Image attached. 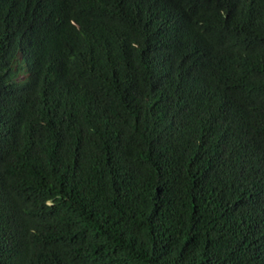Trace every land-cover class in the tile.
<instances>
[{"label":"trees","instance_id":"trees-1","mask_svg":"<svg viewBox=\"0 0 264 264\" xmlns=\"http://www.w3.org/2000/svg\"><path fill=\"white\" fill-rule=\"evenodd\" d=\"M0 264H264V0H0Z\"/></svg>","mask_w":264,"mask_h":264},{"label":"rangeland","instance_id":"rangeland-1","mask_svg":"<svg viewBox=\"0 0 264 264\" xmlns=\"http://www.w3.org/2000/svg\"><path fill=\"white\" fill-rule=\"evenodd\" d=\"M24 75H20V77H23Z\"/></svg>","mask_w":264,"mask_h":264}]
</instances>
